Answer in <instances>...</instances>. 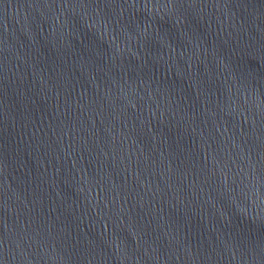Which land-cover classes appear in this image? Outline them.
<instances>
[{"label":"water","instance_id":"obj_1","mask_svg":"<svg viewBox=\"0 0 264 264\" xmlns=\"http://www.w3.org/2000/svg\"><path fill=\"white\" fill-rule=\"evenodd\" d=\"M0 264H264V0H0Z\"/></svg>","mask_w":264,"mask_h":264}]
</instances>
